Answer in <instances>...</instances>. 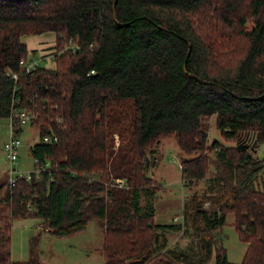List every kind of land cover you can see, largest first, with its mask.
I'll list each match as a JSON object with an SVG mask.
<instances>
[{
	"label": "trees",
	"instance_id": "obj_1",
	"mask_svg": "<svg viewBox=\"0 0 264 264\" xmlns=\"http://www.w3.org/2000/svg\"><path fill=\"white\" fill-rule=\"evenodd\" d=\"M48 32L55 66L26 71L20 61L33 50L22 38ZM21 111L34 116L39 173L0 186V264L34 263L10 258L11 222L30 217L56 237L96 220L105 264H264L255 156L264 143V0H0V118ZM213 116L229 145L209 142ZM164 136L184 154L183 185L216 169L180 224H157L141 205L158 189L146 169ZM229 213L246 243L241 263L227 260L219 237ZM166 230L192 243L169 248Z\"/></svg>",
	"mask_w": 264,
	"mask_h": 264
},
{
	"label": "rangeland",
	"instance_id": "obj_2",
	"mask_svg": "<svg viewBox=\"0 0 264 264\" xmlns=\"http://www.w3.org/2000/svg\"><path fill=\"white\" fill-rule=\"evenodd\" d=\"M49 35H45L47 37ZM51 36V34H50ZM36 36H24L29 46L33 45ZM54 37L46 40L50 44L46 48H35L33 56L40 59V66H46L51 62L44 61L42 55L54 46ZM52 45V46H51ZM53 65V66H52ZM52 68L55 64L52 62ZM49 68V67H48ZM51 68V67H50ZM21 132L17 135L22 141L19 149L18 160L13 167L19 175L35 170L34 159L30 154V147L38 141L37 130L30 125V122L20 124ZM9 120L0 118V186L7 182L9 177V162L3 149L4 142L9 137ZM209 142L219 140L225 143L220 136L215 124V116L211 117L208 125ZM116 145L118 140L116 139ZM149 164L147 174L154 180L157 191L149 198L141 197V205H151L154 212V222L157 224H180L182 222V210L184 203L190 196H201L207 192V182L214 176L216 171L214 164L204 180L188 187L183 185L180 174V161L184 154L180 152L174 136L160 138L159 144L155 147V154H148ZM214 158V155H211ZM260 161V169L257 175L264 174V143L256 146V154ZM15 175V176H16ZM120 183V180H118ZM202 200V199H201ZM205 208H214L209 203H204ZM41 219L30 217L26 219H14L11 222V249L10 258L15 262H34L31 264H105L101 252L103 232L96 220L88 222L86 229L79 234L67 237H56L39 231ZM233 215L227 214L225 223L219 230L221 244L226 251L227 260L231 263H241L246 251V243L241 241L235 228L232 225ZM249 231L248 228H246ZM166 246L173 249H185L192 243L193 237L190 234L178 230H166L164 232ZM212 258L206 264H213Z\"/></svg>",
	"mask_w": 264,
	"mask_h": 264
},
{
	"label": "built area",
	"instance_id": "obj_3",
	"mask_svg": "<svg viewBox=\"0 0 264 264\" xmlns=\"http://www.w3.org/2000/svg\"><path fill=\"white\" fill-rule=\"evenodd\" d=\"M74 47V46H73ZM72 47V48H73ZM55 54L54 47L50 49L47 54L42 55L44 61L47 62H53V56ZM20 65L26 70L30 71L34 69L36 66L40 65V59L37 57H34L32 54H30L26 59H22L20 61ZM46 67H49L46 65ZM13 78H16V74H12ZM34 116L30 115L29 113H26L24 111L16 112L12 116L9 117V137L3 144V149L5 151L6 158L9 162V177L7 179V184L9 187H12L15 185L18 179L24 178L25 180H30L32 178L31 173L34 172L35 176H38L39 169H35L33 172L30 173H20L19 175L16 172V169L13 167V164H15L18 160V154L19 149L22 145L21 139L18 137L17 133L14 132L16 129V126L14 125V119H17L18 125L30 122ZM44 141H48L47 138L44 139ZM16 175V176H15Z\"/></svg>",
	"mask_w": 264,
	"mask_h": 264
},
{
	"label": "crops",
	"instance_id": "obj_4",
	"mask_svg": "<svg viewBox=\"0 0 264 264\" xmlns=\"http://www.w3.org/2000/svg\"><path fill=\"white\" fill-rule=\"evenodd\" d=\"M50 34H51V36H50ZM45 35H49V36H47V37H45ZM35 37L37 36L38 37V39L37 40H35V42L33 43V45H31V46H29L25 41H23V38H22V41L27 45V47H28V49L30 50V51H32V50H34L35 48H46L47 46H49L48 44H45V41L48 39V40H50V38L51 37H54V34L53 33H50V32H48V33H43V34H40V35H34ZM52 46V45H51ZM50 63V62H49ZM51 64H52V62H51ZM51 64H49L48 66L49 67H51L52 68V66H51ZM19 128V131H18V133L19 132H21V127H18ZM17 133V134H18ZM37 134H38V132H37ZM15 262V261H14Z\"/></svg>",
	"mask_w": 264,
	"mask_h": 264
}]
</instances>
